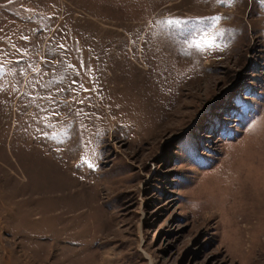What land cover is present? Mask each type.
Here are the masks:
<instances>
[{
	"label": "rangeland",
	"instance_id": "rangeland-1",
	"mask_svg": "<svg viewBox=\"0 0 264 264\" xmlns=\"http://www.w3.org/2000/svg\"><path fill=\"white\" fill-rule=\"evenodd\" d=\"M0 264H264V0H0Z\"/></svg>",
	"mask_w": 264,
	"mask_h": 264
},
{
	"label": "snow or ice",
	"instance_id": "snow-or-ice-1",
	"mask_svg": "<svg viewBox=\"0 0 264 264\" xmlns=\"http://www.w3.org/2000/svg\"><path fill=\"white\" fill-rule=\"evenodd\" d=\"M227 2L228 3H231V0H227ZM215 19H219V17H217V18H215ZM167 23H169V24H173V23H179V21H175V20H169V21H167Z\"/></svg>",
	"mask_w": 264,
	"mask_h": 264
}]
</instances>
